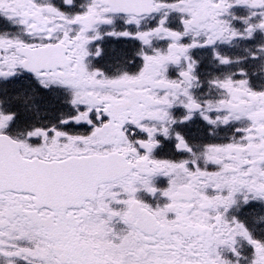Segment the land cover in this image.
I'll return each mask as SVG.
<instances>
[{
  "label": "snow or ice",
  "instance_id": "obj_1",
  "mask_svg": "<svg viewBox=\"0 0 264 264\" xmlns=\"http://www.w3.org/2000/svg\"><path fill=\"white\" fill-rule=\"evenodd\" d=\"M0 264H264V0H0Z\"/></svg>",
  "mask_w": 264,
  "mask_h": 264
}]
</instances>
